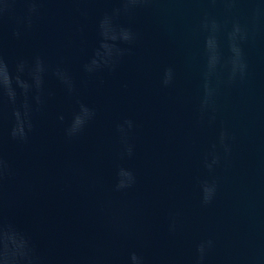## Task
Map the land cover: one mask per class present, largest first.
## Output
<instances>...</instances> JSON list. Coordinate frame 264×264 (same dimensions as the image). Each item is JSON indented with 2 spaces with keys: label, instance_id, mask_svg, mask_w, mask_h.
I'll list each match as a JSON object with an SVG mask.
<instances>
[{
  "label": "water",
  "instance_id": "95a60500",
  "mask_svg": "<svg viewBox=\"0 0 264 264\" xmlns=\"http://www.w3.org/2000/svg\"><path fill=\"white\" fill-rule=\"evenodd\" d=\"M0 264H264V0H0Z\"/></svg>",
  "mask_w": 264,
  "mask_h": 264
}]
</instances>
